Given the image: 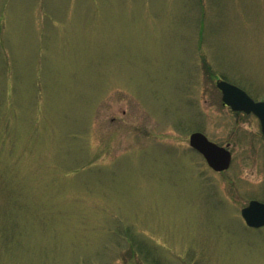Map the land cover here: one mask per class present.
Wrapping results in <instances>:
<instances>
[{
  "label": "rangeland",
  "instance_id": "rangeland-1",
  "mask_svg": "<svg viewBox=\"0 0 264 264\" xmlns=\"http://www.w3.org/2000/svg\"><path fill=\"white\" fill-rule=\"evenodd\" d=\"M219 80L264 101V0H0V264H264V135Z\"/></svg>",
  "mask_w": 264,
  "mask_h": 264
},
{
  "label": "water",
  "instance_id": "water-1",
  "mask_svg": "<svg viewBox=\"0 0 264 264\" xmlns=\"http://www.w3.org/2000/svg\"><path fill=\"white\" fill-rule=\"evenodd\" d=\"M217 88L222 93V101L225 106L235 112L254 114L261 123L264 135V101L253 100L243 89L225 80L217 82ZM190 146L203 155L208 165L216 172L229 169L232 162L231 152L226 147L211 142L203 133L195 132L190 136ZM246 225L253 229L264 227V203L252 200L241 212Z\"/></svg>",
  "mask_w": 264,
  "mask_h": 264
},
{
  "label": "flooded vegetation",
  "instance_id": "flooded-vegetation-1",
  "mask_svg": "<svg viewBox=\"0 0 264 264\" xmlns=\"http://www.w3.org/2000/svg\"><path fill=\"white\" fill-rule=\"evenodd\" d=\"M230 147H231V144H229V149H230ZM231 151V150H230ZM231 154H232V152H231ZM233 156V155H232Z\"/></svg>",
  "mask_w": 264,
  "mask_h": 264
}]
</instances>
